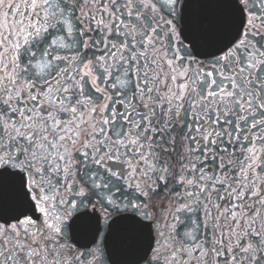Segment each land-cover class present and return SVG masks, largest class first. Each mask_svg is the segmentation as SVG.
Listing matches in <instances>:
<instances>
[{
  "label": "snow or ice",
  "instance_id": "6c2138e0",
  "mask_svg": "<svg viewBox=\"0 0 264 264\" xmlns=\"http://www.w3.org/2000/svg\"><path fill=\"white\" fill-rule=\"evenodd\" d=\"M0 264H264V0H0Z\"/></svg>",
  "mask_w": 264,
  "mask_h": 264
},
{
  "label": "water",
  "instance_id": "95a60500",
  "mask_svg": "<svg viewBox=\"0 0 264 264\" xmlns=\"http://www.w3.org/2000/svg\"><path fill=\"white\" fill-rule=\"evenodd\" d=\"M196 2H197V0H190L191 4H194ZM200 2H204V0H200ZM193 11H199V9H193Z\"/></svg>",
  "mask_w": 264,
  "mask_h": 264
},
{
  "label": "flooded vegetation",
  "instance_id": "af4514ba",
  "mask_svg": "<svg viewBox=\"0 0 264 264\" xmlns=\"http://www.w3.org/2000/svg\"><path fill=\"white\" fill-rule=\"evenodd\" d=\"M110 163V165L112 164V162H109ZM101 215H103V213H101ZM119 258V257H118Z\"/></svg>",
  "mask_w": 264,
  "mask_h": 264
}]
</instances>
